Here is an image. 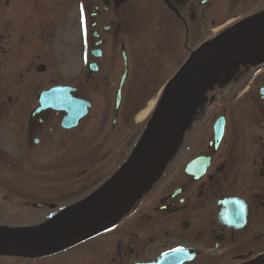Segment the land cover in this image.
Here are the masks:
<instances>
[{
  "label": "flooded vegetation",
  "instance_id": "1",
  "mask_svg": "<svg viewBox=\"0 0 264 264\" xmlns=\"http://www.w3.org/2000/svg\"><path fill=\"white\" fill-rule=\"evenodd\" d=\"M44 1L54 25L32 17L41 15L39 0H0V158L20 162L0 168L4 235L47 224L120 168L88 190V175L25 180L21 161L60 142L62 150L70 140L84 146L78 130L94 98L97 120L118 133L147 104L151 85L130 86L142 73L150 78L154 62L155 45L138 41L141 11L151 22L161 16L164 44L186 58L191 42L264 11V0ZM61 87L87 103L73 126L63 120L67 110L38 109L41 92ZM198 103L152 181L108 229L58 252L0 255V264H150L179 248L193 255L182 264H240L263 254L264 59L221 71Z\"/></svg>",
  "mask_w": 264,
  "mask_h": 264
},
{
  "label": "water",
  "instance_id": "2",
  "mask_svg": "<svg viewBox=\"0 0 264 264\" xmlns=\"http://www.w3.org/2000/svg\"><path fill=\"white\" fill-rule=\"evenodd\" d=\"M261 59H264V11L201 43L165 84L141 139L115 175L47 224L26 234H0V255L39 256L58 252L106 230L152 181L187 127L204 91L220 72ZM70 91L61 87L42 92L39 109L67 110L63 120L73 126L86 113L87 103L68 97ZM192 257L182 249L172 250L150 264H182ZM240 264H264V254Z\"/></svg>",
  "mask_w": 264,
  "mask_h": 264
},
{
  "label": "rangeland",
  "instance_id": "3",
  "mask_svg": "<svg viewBox=\"0 0 264 264\" xmlns=\"http://www.w3.org/2000/svg\"><path fill=\"white\" fill-rule=\"evenodd\" d=\"M39 2L41 5L38 11L41 15H32V17L47 22L45 23L46 25H54L56 22L52 16L53 10L49 13V11H47L46 1L39 0ZM147 13L148 12L145 10L139 13L140 17L142 15L144 17L141 21L140 26L142 27L140 29L141 33L138 41L145 42V46L148 45L149 41H151L152 45H155L153 49L154 62L151 63L152 73L150 78H146L142 73L136 81L130 82V86H140L143 82H147V84L151 85L152 90L150 96H147L149 97L147 104L144 105L136 117L130 120V124L127 126L126 130L122 131L121 129L120 133H118L119 128L117 126L116 130L112 132L107 124L101 123V118L97 120L99 115L96 116V114L99 113V108H97V98H94L92 112L89 117L83 121L82 126H80L78 130L84 135V146L78 147L76 141L71 142L70 140L69 148L65 147L64 150H62L63 146L60 142L58 145L55 144L52 149L53 153L44 150L43 156H34L32 161L24 158V160L21 161L22 165L26 166V173L23 179H69L71 177L77 178V175H83V178L85 175H88L90 178L88 190H91L102 183L105 177L113 173L116 168H119L122 163H124L127 158L126 156L134 149V145L141 137L140 135L145 127L146 120L152 110L150 109L151 111H148L147 117L145 116L142 120H138L139 115L149 107V104H151L152 109L156 106V96H158L157 94L161 87L180 67L187 55L183 50H180V53H175V51L171 52L170 48L163 42L165 37L162 34L161 16L158 13H154V21L151 22L149 16L146 15ZM147 18L148 20L146 21ZM172 34L173 42L178 44L181 39L180 32L174 31ZM195 42H191L189 47L194 48L199 45ZM135 66L136 69H139V66ZM156 67H158V72L154 74ZM153 90L155 93H153ZM14 96L18 97L19 95L15 94ZM21 98H23V94L19 96V100H21ZM120 127L124 128L121 125ZM78 131H74V135H76ZM18 159L17 157H7L4 161L0 158V168H5L7 165L14 167L20 166ZM18 179L21 180L20 178Z\"/></svg>",
  "mask_w": 264,
  "mask_h": 264
},
{
  "label": "bare ground",
  "instance_id": "4",
  "mask_svg": "<svg viewBox=\"0 0 264 264\" xmlns=\"http://www.w3.org/2000/svg\"><path fill=\"white\" fill-rule=\"evenodd\" d=\"M151 109V104H149V107L144 110L140 115H139V119L138 120H142V118L145 117V115L148 113V111Z\"/></svg>",
  "mask_w": 264,
  "mask_h": 264
}]
</instances>
